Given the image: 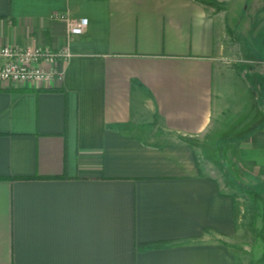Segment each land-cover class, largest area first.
Returning a JSON list of instances; mask_svg holds the SVG:
<instances>
[{"label": "crops", "instance_id": "1", "mask_svg": "<svg viewBox=\"0 0 264 264\" xmlns=\"http://www.w3.org/2000/svg\"><path fill=\"white\" fill-rule=\"evenodd\" d=\"M207 1L0 0V46L70 52L60 80H0V264H239L264 0Z\"/></svg>", "mask_w": 264, "mask_h": 264}, {"label": "built area", "instance_id": "2", "mask_svg": "<svg viewBox=\"0 0 264 264\" xmlns=\"http://www.w3.org/2000/svg\"><path fill=\"white\" fill-rule=\"evenodd\" d=\"M62 17V16H59ZM87 18L69 20L67 31L71 36L83 34ZM67 48L52 50L42 46H0V80L3 82H27L42 86L53 80H60L63 64L69 58Z\"/></svg>", "mask_w": 264, "mask_h": 264}, {"label": "rangeland", "instance_id": "3", "mask_svg": "<svg viewBox=\"0 0 264 264\" xmlns=\"http://www.w3.org/2000/svg\"><path fill=\"white\" fill-rule=\"evenodd\" d=\"M213 162L218 165L221 163L218 160ZM221 169L222 173L219 172L221 181L232 184L233 177L230 178L227 168ZM238 181L248 185L246 188L249 190L257 189L259 194L252 197V193H243L242 198L238 200L239 231L231 246L239 255V264H264V226L260 223V221L264 223V185H258L247 177H242Z\"/></svg>", "mask_w": 264, "mask_h": 264}, {"label": "trees", "instance_id": "4", "mask_svg": "<svg viewBox=\"0 0 264 264\" xmlns=\"http://www.w3.org/2000/svg\"><path fill=\"white\" fill-rule=\"evenodd\" d=\"M206 2L207 3H213V2L207 1V0H206ZM185 141H187L188 143H191L193 145H196V146H203V143H200V142H198V141H196L194 139H191V138H185Z\"/></svg>", "mask_w": 264, "mask_h": 264}]
</instances>
